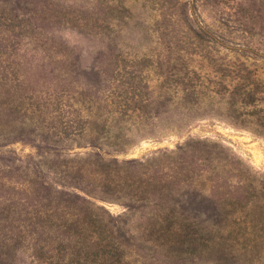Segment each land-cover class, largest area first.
Returning a JSON list of instances; mask_svg holds the SVG:
<instances>
[{"label":"rangeland","instance_id":"1","mask_svg":"<svg viewBox=\"0 0 264 264\" xmlns=\"http://www.w3.org/2000/svg\"><path fill=\"white\" fill-rule=\"evenodd\" d=\"M45 1L60 20L48 32L77 57L85 79L100 56L143 59L148 85H157L149 88L154 104L110 122L107 139L18 130L0 140V168L80 193L50 167L69 157L109 162L115 171L106 182L125 175L123 192L89 199L129 240L122 264H264V253L253 263L227 256L224 240L226 232L248 245L264 240V0ZM39 5L28 8L37 14ZM179 80L195 88L176 93ZM153 201L158 227L172 223L171 232L144 229ZM135 246L144 248L141 256ZM29 247L10 249L8 264H78L55 252L36 259Z\"/></svg>","mask_w":264,"mask_h":264},{"label":"trees","instance_id":"2","mask_svg":"<svg viewBox=\"0 0 264 264\" xmlns=\"http://www.w3.org/2000/svg\"><path fill=\"white\" fill-rule=\"evenodd\" d=\"M45 2H0V140L6 142L26 127L35 135L45 136L49 131L58 140L90 132L96 139H107L110 122L154 104L149 88L157 85H148L143 59L118 63L112 57L100 56V63L92 67V79H85L77 57L48 32L60 20L51 17L53 10ZM29 4H40L37 14H32ZM188 80L176 82V93L195 88L188 86ZM159 85L164 87L163 83ZM50 169L73 181L70 187L80 193L54 187L18 167L0 168V264L10 263V249H26L28 245L39 260L55 252L60 259L73 256L78 264H122L129 240L123 231L114 234L99 212L104 208L89 198L109 189L123 192L126 176H117L109 186V173L115 170L98 157H69ZM149 205L144 229L152 234L158 228L163 233L171 232L172 223L158 227L156 203ZM221 233L214 231L216 239ZM237 233H225L224 240L230 242L225 254L245 255L250 263L262 259L263 237L248 245L239 242L238 236L236 240L230 238ZM218 244L214 243V248ZM204 247L210 249L212 245ZM143 250L135 246L134 253L141 256Z\"/></svg>","mask_w":264,"mask_h":264}]
</instances>
